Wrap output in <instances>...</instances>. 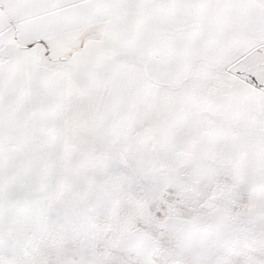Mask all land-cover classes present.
<instances>
[{
    "label": "snow or ice",
    "instance_id": "6c2138e0",
    "mask_svg": "<svg viewBox=\"0 0 264 264\" xmlns=\"http://www.w3.org/2000/svg\"><path fill=\"white\" fill-rule=\"evenodd\" d=\"M0 264H264V0H0Z\"/></svg>",
    "mask_w": 264,
    "mask_h": 264
}]
</instances>
